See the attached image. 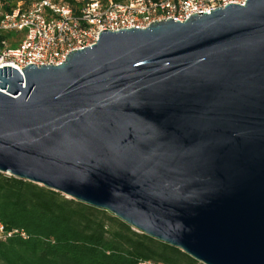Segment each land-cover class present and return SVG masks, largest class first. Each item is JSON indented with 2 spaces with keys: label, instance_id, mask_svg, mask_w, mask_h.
Here are the masks:
<instances>
[{
  "label": "water",
  "instance_id": "obj_1",
  "mask_svg": "<svg viewBox=\"0 0 264 264\" xmlns=\"http://www.w3.org/2000/svg\"><path fill=\"white\" fill-rule=\"evenodd\" d=\"M0 67V172L202 264H264V0L101 30Z\"/></svg>",
  "mask_w": 264,
  "mask_h": 264
},
{
  "label": "trees",
  "instance_id": "obj_2",
  "mask_svg": "<svg viewBox=\"0 0 264 264\" xmlns=\"http://www.w3.org/2000/svg\"><path fill=\"white\" fill-rule=\"evenodd\" d=\"M0 225L18 231L0 238L5 264H202L106 210L1 172Z\"/></svg>",
  "mask_w": 264,
  "mask_h": 264
},
{
  "label": "built area",
  "instance_id": "obj_3",
  "mask_svg": "<svg viewBox=\"0 0 264 264\" xmlns=\"http://www.w3.org/2000/svg\"><path fill=\"white\" fill-rule=\"evenodd\" d=\"M230 2L245 0H18L9 8L0 2V67L21 73L19 67L29 63L57 65L69 51L94 44L101 30L144 28L168 18L184 21ZM13 233L18 231L4 232L0 225V238Z\"/></svg>",
  "mask_w": 264,
  "mask_h": 264
},
{
  "label": "rangeland",
  "instance_id": "obj_4",
  "mask_svg": "<svg viewBox=\"0 0 264 264\" xmlns=\"http://www.w3.org/2000/svg\"><path fill=\"white\" fill-rule=\"evenodd\" d=\"M18 0H13V2H17ZM0 264H5L1 259H0ZM63 264V263H62Z\"/></svg>",
  "mask_w": 264,
  "mask_h": 264
}]
</instances>
